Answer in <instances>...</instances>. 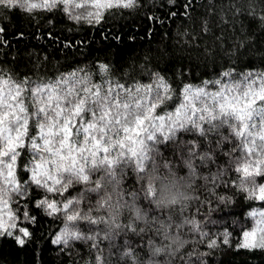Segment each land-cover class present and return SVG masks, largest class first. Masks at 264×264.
<instances>
[{
  "label": "snow or ice",
  "instance_id": "obj_1",
  "mask_svg": "<svg viewBox=\"0 0 264 264\" xmlns=\"http://www.w3.org/2000/svg\"><path fill=\"white\" fill-rule=\"evenodd\" d=\"M132 16L164 39L122 60ZM0 239L32 264L264 250V0H0Z\"/></svg>",
  "mask_w": 264,
  "mask_h": 264
},
{
  "label": "trees",
  "instance_id": "obj_2",
  "mask_svg": "<svg viewBox=\"0 0 264 264\" xmlns=\"http://www.w3.org/2000/svg\"><path fill=\"white\" fill-rule=\"evenodd\" d=\"M179 23V20L173 22L171 27L175 28L176 24ZM12 24L20 25L15 30L25 31V37L22 40H15V32L10 28L9 36L13 39V44L15 47L20 49L33 48L41 41H36L33 33L35 32V27L30 26L29 22L20 17H14ZM40 24H44V21L41 20ZM46 27V25H44ZM68 27H73L72 24H68ZM120 25H117L119 27ZM137 26L139 30L137 31ZM61 27H64L62 24ZM148 28V22L142 20L139 17H128L127 22L123 23V32L125 43L123 45H116L113 43L110 46V51L113 54H118L119 58L122 60H127L128 58L136 55L143 47L148 44H155L162 39H164L163 33L166 28H161L156 26L153 35L151 38L146 36V30ZM43 30V29H41ZM80 31L83 33L84 29L81 28ZM135 34L138 39L135 42L127 41V35ZM96 40L99 41V35H96ZM98 47L97 44L93 45V48ZM97 55L95 51H91L90 56ZM89 56V58H90ZM199 74V73H197ZM247 201H237L236 208L234 209L235 217L241 218L242 213L247 210L248 206ZM49 222L45 221L43 227L47 228ZM0 264H32V256L29 248H20L14 244L10 239L4 240L0 239ZM45 264H59L55 255L49 252L45 258ZM210 264H264V250L254 249V250H244V249H235L232 248H223L217 251L211 258Z\"/></svg>",
  "mask_w": 264,
  "mask_h": 264
}]
</instances>
